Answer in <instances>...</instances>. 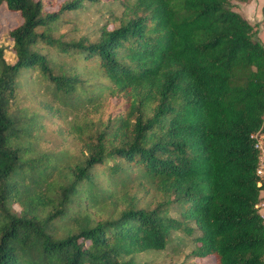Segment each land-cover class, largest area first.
<instances>
[{
    "label": "trees",
    "instance_id": "obj_1",
    "mask_svg": "<svg viewBox=\"0 0 264 264\" xmlns=\"http://www.w3.org/2000/svg\"><path fill=\"white\" fill-rule=\"evenodd\" d=\"M113 1L116 26L54 34L67 12ZM0 10L19 17L11 61L0 44V264H148L137 255L174 230L191 256L264 264L250 137L264 130V45L229 0H0ZM112 95L122 108L103 116ZM74 137L84 146L68 161ZM143 182L152 200L131 194Z\"/></svg>",
    "mask_w": 264,
    "mask_h": 264
},
{
    "label": "rangeland",
    "instance_id": "obj_2",
    "mask_svg": "<svg viewBox=\"0 0 264 264\" xmlns=\"http://www.w3.org/2000/svg\"><path fill=\"white\" fill-rule=\"evenodd\" d=\"M61 1V0H57ZM232 9L238 11L243 17H245L255 29V36H257L264 45V21L261 18V5L264 0H229ZM48 8H54L48 7ZM69 19L62 23L58 30L55 31V35H63L65 39L70 36L77 38L79 34H83L95 26L101 24L104 20H114L112 23L114 26L118 24V18L122 15V5L119 2H107L93 4L87 8L79 11L67 12ZM19 22V17L11 12L0 10V44L3 46V57L6 61L13 59V54L10 51V40L7 36V29ZM108 100L104 101L103 116L111 109L122 108V98L116 95L107 97ZM121 100V101H120ZM120 101V102H119ZM119 102V103H118ZM117 103L120 106H117ZM71 118V114L68 115ZM68 130V129H67ZM62 136L63 140H72L71 136L67 132ZM57 141L59 138L55 137ZM84 143L78 141L75 137L73 139L72 150L67 157L68 161L75 160V156H81L77 151L82 149ZM131 194L135 199L139 201L152 200L157 196V191L154 190L146 182L142 183V186L132 184L130 187ZM14 208H18L16 204ZM119 207H123V204H119ZM193 246V242L190 238L180 231L174 230L171 234V239L167 245L161 250L148 249L137 255V259L145 260L148 264H213L214 258L211 255L204 257H194L189 255L190 249Z\"/></svg>",
    "mask_w": 264,
    "mask_h": 264
},
{
    "label": "built area",
    "instance_id": "obj_3",
    "mask_svg": "<svg viewBox=\"0 0 264 264\" xmlns=\"http://www.w3.org/2000/svg\"><path fill=\"white\" fill-rule=\"evenodd\" d=\"M262 119L264 120V113ZM262 120V121H263ZM252 139V146L257 152V159L255 165V173L259 179L264 181V130L260 126L250 133ZM254 206L264 210V194L255 202ZM261 215V214H260ZM264 259V258H263Z\"/></svg>",
    "mask_w": 264,
    "mask_h": 264
},
{
    "label": "crops",
    "instance_id": "obj_4",
    "mask_svg": "<svg viewBox=\"0 0 264 264\" xmlns=\"http://www.w3.org/2000/svg\"><path fill=\"white\" fill-rule=\"evenodd\" d=\"M260 193H261V195L264 194V188H263V190ZM258 212L261 214V216L264 219V210L263 209H259Z\"/></svg>",
    "mask_w": 264,
    "mask_h": 264
}]
</instances>
